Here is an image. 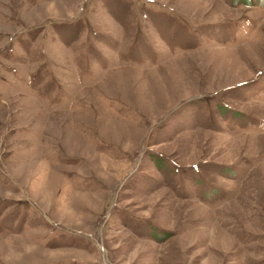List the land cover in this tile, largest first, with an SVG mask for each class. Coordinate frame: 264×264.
Instances as JSON below:
<instances>
[{
  "label": "rangeland",
  "instance_id": "374dc122",
  "mask_svg": "<svg viewBox=\"0 0 264 264\" xmlns=\"http://www.w3.org/2000/svg\"><path fill=\"white\" fill-rule=\"evenodd\" d=\"M0 264H264V0H0Z\"/></svg>",
  "mask_w": 264,
  "mask_h": 264
}]
</instances>
